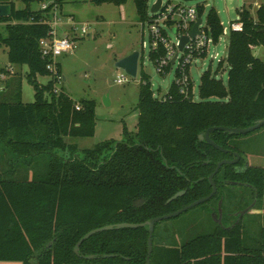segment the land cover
<instances>
[{"label":"trees","instance_id":"obj_1","mask_svg":"<svg viewBox=\"0 0 264 264\" xmlns=\"http://www.w3.org/2000/svg\"><path fill=\"white\" fill-rule=\"evenodd\" d=\"M33 1L24 0L20 10L10 2V16L0 17V23L6 24L0 47L7 49L10 65L27 67L26 77L34 90L32 103L21 101L20 81L12 85V80L0 92V262L146 264L147 228L97 233L80 245L77 254L74 247L92 230L144 223L210 194L208 176L218 162L233 157L200 142L198 135L214 127L243 129L264 119V62L252 52L254 47L264 49L260 32L264 6L257 8L256 19L249 10L239 12L243 30L229 34L226 59L216 70H222L225 63L226 84L209 69L200 77L198 101L193 99L192 85L186 97L173 84L163 101L153 98L151 86L143 78L134 132L125 128L118 143L102 142L78 151L71 140L93 137L95 103H77L62 90L55 92L53 78L45 85L37 82V76L50 74L39 41L48 37L50 28L45 21L52 6L34 11ZM127 1L90 0L94 5L115 6ZM132 1L139 21H144L148 0ZM202 12L199 8V17ZM206 22L217 41L222 27L213 9ZM57 70L59 73V63ZM236 136L218 130L210 134L213 142L241 158L236 165L220 168L214 177L217 194L201 205L208 206V216L203 215L207 225L218 201H227L224 212L232 217L230 226L214 223L208 232L194 236L182 229L179 243L166 232L162 238L167 243L158 244V223L150 264H264V224L256 243L249 244L242 219L237 222L229 214L235 212L232 201L241 196L233 192L225 196L227 190L237 187L229 184L235 182L251 189L253 201H264V169L245 166L243 152L232 142ZM182 190H186L183 196L167 202ZM212 202L216 205L209 206ZM89 256L94 258L87 259Z\"/></svg>","mask_w":264,"mask_h":264},{"label":"rangeland","instance_id":"obj_2","mask_svg":"<svg viewBox=\"0 0 264 264\" xmlns=\"http://www.w3.org/2000/svg\"><path fill=\"white\" fill-rule=\"evenodd\" d=\"M155 0H148L147 15L150 16V8ZM17 9L25 7L24 0H11ZM178 1H172L175 3ZM42 4L55 8V16L60 18L57 25V35L59 37L71 35L67 24V18L73 17L76 27L80 29L83 25L88 27V32L83 37L74 41V48L70 54L58 58L60 64L59 75L61 80L55 83L54 87L62 90L73 101L93 100L95 103V132L93 137L84 139H73L78 151L90 149L102 142L118 143L124 138V129L128 132H134L138 116V100L140 86L146 79L150 84V90L153 94L163 96L169 86L175 81V68L172 66L165 75H160L156 71L154 61L149 58L148 49H142V40L148 42L147 25L145 21H139L135 5L132 0H128L121 6L113 4L94 5L90 0H44L33 1L31 9L40 10ZM187 7L202 8L201 20L206 22V16L209 10L213 9L219 18L223 28L229 33L231 22L239 21V11L249 10L253 19H256V10L264 6V0H201L182 3ZM144 23L143 32L140 23ZM5 23H0V34L5 36ZM78 35V32L75 33ZM170 44L175 43V37L168 35ZM228 35L222 37V40L208 49L204 57L197 58L189 69V76L193 83V99L198 101V86L201 75L210 69L212 75L221 79L224 84L227 81V68L224 63L222 70L216 73L219 61H225L227 55ZM253 54L264 62V49L254 47ZM137 51L140 54L136 77L128 76L122 69L115 67L117 61ZM218 54V61L212 57ZM10 66L8 70L7 66ZM26 66L20 68L14 67L7 62V49L0 47V73H5L7 80L0 86H6L11 82L12 85L20 81L21 101L23 103H32L34 101V90L28 81ZM117 75H126L124 84H117L115 78ZM144 78V79H143ZM52 79V75L37 76V82L45 85ZM16 80V81H14ZM11 89V88H10ZM3 90V91H4ZM105 100L108 102L106 105ZM242 152L243 156L253 157L256 154L264 156V127L246 134L233 138L232 141ZM261 158V164L263 166ZM249 166H256L249 162ZM226 191L225 196L233 193L244 194L232 201L234 213L244 210L251 203V194L249 189L238 186L234 190ZM228 192V193H227ZM233 192V193H232ZM229 195V196H230ZM250 203V204H249ZM218 204V203H217ZM227 201L222 203V227H229L230 217L226 216L225 206ZM249 204V205H247ZM208 205V204H207ZM215 206L212 202L209 206ZM247 205V206H246ZM206 205L197 206L183 213L182 215L167 221L160 222L158 231L161 239L157 237L158 244H166L167 241L162 238L163 233L170 232L174 235L176 243L180 242V232H188V236H194L198 233L208 232L214 227L213 215L206 220L203 215H207ZM208 212V213H207ZM234 217V216H233ZM216 224V223H215ZM264 224V201L256 202L255 206L242 217L241 225L244 236L249 244H255L261 225ZM201 226H205L203 230ZM187 235V233H185ZM176 235V237H175ZM153 250V245H152ZM0 264H4L1 263Z\"/></svg>","mask_w":264,"mask_h":264},{"label":"built area","instance_id":"obj_3","mask_svg":"<svg viewBox=\"0 0 264 264\" xmlns=\"http://www.w3.org/2000/svg\"><path fill=\"white\" fill-rule=\"evenodd\" d=\"M36 1L42 2L44 0ZM172 1L178 2L172 3ZM182 3L185 2L181 0H163L158 11L150 13V16H146L144 21L147 25L146 33L149 39L148 42H144V40H142V49H148L150 60L151 56H155L152 61H154L156 71L160 75H165L172 66L176 65L175 81H173L172 84L179 88L180 95L187 97L189 94V86L192 85L193 87V83L189 76V69L192 63L195 62L197 58L204 57L211 45L219 43L222 40V37H226L227 35L229 36L231 32H241L243 30V24L240 21V18L239 21L231 22L229 33L226 28L221 26L222 34L219 36L217 41H215L207 22L203 23L201 20V23L197 28V34L191 38L189 37L191 29L197 20L201 19L198 13L199 8L187 7ZM48 7L49 5L42 4L40 10L45 11ZM55 8H57V6H54L53 11L51 8L49 12V19L45 21L50 28L48 37L39 41V47L41 56L49 61L46 65V70L50 73V75H52L54 83H58L61 80L57 70L58 58L66 54H70L73 51L75 39L85 36L88 32V27L83 25L80 29H78L76 27V23H74V18L68 17L67 24L70 25L68 28L72 34L59 37L57 35V25L61 21L60 18L55 16ZM140 27L143 32L144 23L141 22ZM76 32H78V35L75 34ZM169 34L175 37V43L172 45L168 39ZM184 36L188 37V41L180 50L179 46L181 38ZM217 57L218 54H215L212 59H216L218 61ZM220 62L221 61H219V63ZM7 67L8 70H10L9 68L11 67L9 65ZM6 80L7 77L5 73H0V85ZM115 82L120 85L124 84L126 82V75H117ZM4 88V86H0V92H2ZM54 91L59 92V90L55 87ZM166 93H164L162 97L155 94H152V96L153 98L165 101ZM79 109V105H76V110Z\"/></svg>","mask_w":264,"mask_h":264},{"label":"water","instance_id":"obj_4","mask_svg":"<svg viewBox=\"0 0 264 264\" xmlns=\"http://www.w3.org/2000/svg\"><path fill=\"white\" fill-rule=\"evenodd\" d=\"M10 1L11 0H0V17H9L10 13H11V9H10ZM163 0H155V2L153 3V5L150 8V13H154L156 11L159 10L161 3ZM183 2H191V1H201V0H181ZM201 23V19H198L197 22L194 24L193 28L191 29L190 33H189V37H194L197 34V28L198 25ZM261 33L264 34V29L260 31ZM188 41V37L184 36L181 38V43L179 46V49L181 50L184 46V44H186ZM138 60H139V52L134 51L132 52L130 55L121 58L119 61L116 62L115 67L118 69H122L128 76L134 78L136 77V73H137V65H138ZM106 105H108V102L105 100L104 102ZM264 127V119L258 120L256 121L252 126L247 127V128H243V129H238V128H228V127H218V128H208L206 131H204L203 133L198 135V140L201 142H205L207 143L209 146L213 147L214 149L222 152V153H230L232 155V159L231 160H222L220 162H218L216 164V167L214 169V171L208 176L207 180L211 186V192L208 196L203 197L201 199H198L192 203H190L189 205L168 213L166 215L163 216H159V217H154L149 219L148 221L144 222V223H140V224H130V223H120V224H114V225H107L95 230H92L90 232H88L87 234H85L75 245L74 247V253H78L80 245L87 240L88 238H90L91 236L97 234V233H101V232H105V231H113V230H122V229H138V228H147L148 231V238H147V254H146V264H150V257L152 254V236L154 233V229L156 224L163 222V221H167V220H171L174 219L180 215H182L183 213L187 212L188 210L195 208L199 205H202L206 202H208L209 200H211L216 194H217V186L216 183L214 182V177L215 175L218 173V171L220 170V168L224 165H236L241 156L239 153L237 152H230L228 150H224L221 146L217 145L215 142H213L210 138V134L216 130L218 131H222L223 133H226L230 136L233 135H246L249 133H252L260 128ZM245 166H248V161L246 160L245 162ZM232 186H242V184L240 183H235V182H230L229 183ZM245 187H247V185H244ZM186 190H182L177 192L176 194H174L167 202L170 203L172 201H174L175 199L183 196L185 194ZM222 199H220L218 201L217 204V211L215 213H213V219L214 222L219 225H221L222 222V218H223V212H222ZM256 204V200L253 201L248 207H246L244 210L239 211L237 213H234L233 216L235 218H237V222L242 219L243 216H245ZM51 245V243H49L48 247ZM104 258L108 257V256H103ZM87 259H92L94 258L93 256H89L86 257Z\"/></svg>","mask_w":264,"mask_h":264},{"label":"crops","instance_id":"obj_5","mask_svg":"<svg viewBox=\"0 0 264 264\" xmlns=\"http://www.w3.org/2000/svg\"><path fill=\"white\" fill-rule=\"evenodd\" d=\"M10 2H11V1H10ZM15 8H16V7H15ZM16 9H17V8H16ZM23 9H24V8H23ZM18 10H20V9H18ZM14 81H16V80H14ZM261 158H263V159H262L263 166L260 165V164H261ZM246 159H247L248 163L250 162V163H252V164H256L255 167H261V168L264 169V156H263V154H256V155H254L253 157H246Z\"/></svg>","mask_w":264,"mask_h":264},{"label":"flooded vegetation","instance_id":"obj_6","mask_svg":"<svg viewBox=\"0 0 264 264\" xmlns=\"http://www.w3.org/2000/svg\"><path fill=\"white\" fill-rule=\"evenodd\" d=\"M246 160H247V159H246ZM248 166H249V163H248ZM237 187H238V186H237ZM241 187H242V186H241ZM247 189H249V188H247ZM249 191H250V193H251V189H249ZM238 195H239V196H244V194H242V195H241V194H238ZM251 198H253L252 195H251ZM252 202H253V200H251L250 203H252ZM250 203H249V204H250ZM249 204H247V205H249ZM230 218H232V217H230ZM231 221H232V220H230V222H231Z\"/></svg>","mask_w":264,"mask_h":264}]
</instances>
